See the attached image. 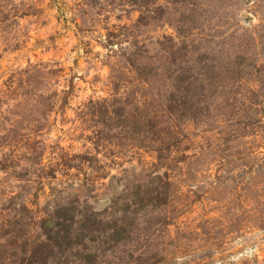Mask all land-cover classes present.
<instances>
[{"label": "rangeland", "instance_id": "1", "mask_svg": "<svg viewBox=\"0 0 264 264\" xmlns=\"http://www.w3.org/2000/svg\"><path fill=\"white\" fill-rule=\"evenodd\" d=\"M65 206L125 220L93 264H264V0H0V264Z\"/></svg>", "mask_w": 264, "mask_h": 264}, {"label": "trees", "instance_id": "2", "mask_svg": "<svg viewBox=\"0 0 264 264\" xmlns=\"http://www.w3.org/2000/svg\"><path fill=\"white\" fill-rule=\"evenodd\" d=\"M165 198L159 190H148L142 194L141 191L136 192L129 201L134 203H125V212L134 209L133 212L136 214L149 208L159 209L166 205ZM102 215L87 206L82 209L71 206L58 207L52 217L42 221L41 229L49 239L47 243L50 245L43 246L39 255L37 251L33 252L35 254L32 257L33 263L46 264L50 257L54 259L58 253L62 255L68 252L78 261L93 264L99 258L97 249L101 246L102 252H110L117 244L129 241L125 234L127 231L124 230V218L122 222L118 216L107 219ZM93 241L98 248L92 252Z\"/></svg>", "mask_w": 264, "mask_h": 264}]
</instances>
